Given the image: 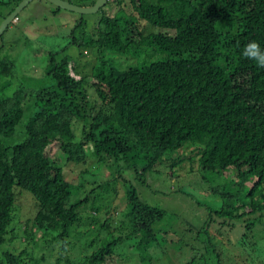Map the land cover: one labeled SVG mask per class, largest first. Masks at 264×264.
<instances>
[{"label":"trees","instance_id":"obj_1","mask_svg":"<svg viewBox=\"0 0 264 264\" xmlns=\"http://www.w3.org/2000/svg\"><path fill=\"white\" fill-rule=\"evenodd\" d=\"M96 15L93 32L79 16L69 36L79 58L48 53L47 85L28 88L0 57V264L150 261L159 234L188 230H169L128 182L154 192L163 170L197 174L212 195L194 235L233 242L219 261L264 264V69L241 55L264 48V0H107Z\"/></svg>","mask_w":264,"mask_h":264},{"label":"rangeland","instance_id":"obj_2","mask_svg":"<svg viewBox=\"0 0 264 264\" xmlns=\"http://www.w3.org/2000/svg\"><path fill=\"white\" fill-rule=\"evenodd\" d=\"M7 1L0 0V25L4 20L2 18H5L4 16L8 14L7 12L10 8L14 7L15 0H11L8 4L2 3ZM108 7L105 9H108ZM115 7L110 10L111 14L119 9V7ZM54 11L55 7L45 0H31L23 7L0 38V57H6L14 62L16 74L23 75L24 85L28 88H37L50 83L49 77L43 71L44 65L48 60V53L58 51L66 46L63 49V55H71L73 58L76 55V58H79L77 49L67 46L70 41L71 31L79 21V15L61 9L53 14ZM82 18L86 24L84 32L88 35L93 32L98 15L96 13L83 15ZM85 51L88 54L77 60L79 66L92 55L90 49ZM89 63L88 67L86 66L87 68H89ZM122 63V67L115 68L124 70V67L130 64V60H123ZM14 86L15 83L7 86L5 94H9ZM56 153L57 147L54 145L50 149V155L55 157ZM56 158L59 166L67 170L68 177H76L77 171L66 168L64 165L65 161L60 154ZM163 173L161 177L157 176L154 179V176H152L149 178V180L154 179L150 182L152 183L151 190L154 192L141 187L139 182L137 183L132 177L129 178L128 182L137 189L143 200L149 204L158 205L166 211L167 216L165 215L164 221L169 218L167 226L169 230H188L181 233L177 231L175 235L170 234L168 231L165 234H159L158 249L155 250L156 253L150 256L152 258L150 261L140 263L139 260L133 257L126 264H230V259L228 261L222 259L219 261L217 257V254L230 255L232 253L233 242L223 243V232L220 234L223 237L216 235L214 238L208 237L204 233V237L196 239L194 235V232L201 231L207 225L206 220L203 221V217L206 218L208 216L205 204L211 205L214 201L212 195L201 188L205 184L199 180L197 174L187 173L181 179H178L169 177L165 170H163ZM90 175L92 173L87 177H90ZM99 176V173H97L90 180L102 179ZM22 193H24L21 195L24 198L22 203L20 202L14 207L20 208L22 215H24L25 211L30 208L24 200L29 199L33 204L34 200L29 193ZM18 199L19 196L17 195L16 200ZM262 221L264 222V216ZM238 231L240 229L237 227L228 236L230 241H234ZM102 237H105V235L102 234ZM202 242H208V246L201 249ZM96 244H99V242H95L94 245Z\"/></svg>","mask_w":264,"mask_h":264},{"label":"water","instance_id":"obj_3","mask_svg":"<svg viewBox=\"0 0 264 264\" xmlns=\"http://www.w3.org/2000/svg\"><path fill=\"white\" fill-rule=\"evenodd\" d=\"M31 0H23L21 1L15 9L2 21L0 25V36L4 33L6 28L9 26V24L16 18V16L19 14V12L23 9L25 5H27ZM51 5L65 10L69 11L75 14H78L79 16L83 15H89V14H95L100 10L104 5L106 4L107 0H96L94 5L90 7H79L76 5H73L65 0H45Z\"/></svg>","mask_w":264,"mask_h":264},{"label":"clouds","instance_id":"obj_4","mask_svg":"<svg viewBox=\"0 0 264 264\" xmlns=\"http://www.w3.org/2000/svg\"><path fill=\"white\" fill-rule=\"evenodd\" d=\"M241 55L244 59L252 61L259 69H264V48L256 41H249L244 45Z\"/></svg>","mask_w":264,"mask_h":264},{"label":"flooded vegetation","instance_id":"obj_5","mask_svg":"<svg viewBox=\"0 0 264 264\" xmlns=\"http://www.w3.org/2000/svg\"><path fill=\"white\" fill-rule=\"evenodd\" d=\"M10 25V24H9ZM9 27V26H8Z\"/></svg>","mask_w":264,"mask_h":264}]
</instances>
